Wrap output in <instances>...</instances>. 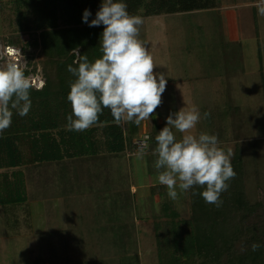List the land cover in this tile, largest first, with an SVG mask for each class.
Returning a JSON list of instances; mask_svg holds the SVG:
<instances>
[{
    "label": "rangeland",
    "instance_id": "obj_1",
    "mask_svg": "<svg viewBox=\"0 0 264 264\" xmlns=\"http://www.w3.org/2000/svg\"><path fill=\"white\" fill-rule=\"evenodd\" d=\"M213 2L208 10L192 15L162 17L164 30L156 28L154 19L139 26L138 38L155 46L148 51L154 72L165 74L167 85L161 105L137 137L149 133L157 145L155 137L166 126V117L182 107L196 106L201 119L192 133L216 135L219 147L233 153L231 161L237 154L243 159L246 198L257 207L252 219L264 235V16L258 15L259 0ZM16 9L12 0H0V67L17 61L22 70L36 68L28 79L33 88L41 89L44 53L38 54L39 43L29 45L38 37L20 32ZM23 10L33 19L31 9ZM140 15H146V10L142 8ZM8 45L22 48L23 54ZM47 70L52 71L50 66ZM205 112L210 113L208 118L203 117ZM173 132L177 140L182 137ZM149 148L143 157L129 149L118 157L113 170L106 163L98 165L105 160L89 161L94 175L88 172L84 186L77 173L68 178L62 173L50 175L63 163L25 167L22 195L26 201L0 204V264H33L35 260L41 264H121L122 260L135 264L134 257L139 264H159L155 224L168 220L163 207L176 211L179 219H188L191 201L188 191L177 189L179 198L173 201L167 187L145 189L148 181L158 177L156 157ZM108 154L103 148L100 158ZM139 158L145 161L135 169L133 163ZM131 186L146 192L134 195ZM78 189L82 196L69 194Z\"/></svg>",
    "mask_w": 264,
    "mask_h": 264
},
{
    "label": "trees",
    "instance_id": "obj_2",
    "mask_svg": "<svg viewBox=\"0 0 264 264\" xmlns=\"http://www.w3.org/2000/svg\"><path fill=\"white\" fill-rule=\"evenodd\" d=\"M96 1L12 0L17 6L20 31L40 32L39 36L32 34L39 42L34 38L32 42L37 46L39 43L46 62L49 61L43 65L42 88L30 89L29 113L21 117L14 112L11 126L0 134V170L4 171L0 174L2 205L26 201L22 195L25 191L22 169L27 166L65 159H94L103 148L109 155H122L134 148L135 139L128 136L122 124L114 122L107 108L87 130L69 131L66 126V117L72 114L67 100L69 82L75 79L67 66L78 67L74 61H79L81 55H87L90 62L102 56L99 43L104 26L89 27L83 22L85 9L91 12L89 23L95 18L92 12ZM213 1L123 0L128 13L136 16L142 8L148 16L208 10ZM23 8L31 9L33 19L27 18ZM23 72L27 77L36 73V68ZM231 164L236 175L227 182L229 187L221 194L220 207L205 203L198 194L193 195L204 190L199 186L188 190L191 201L188 219H179L176 211L163 207L167 209L168 220L155 224L159 264H264V235L261 225L252 219H256L257 207L246 198L243 159L237 154ZM253 243L260 245L256 251L251 248ZM132 260L139 264L138 257ZM37 263L41 264L37 260L33 262ZM130 263L122 260L121 264Z\"/></svg>",
    "mask_w": 264,
    "mask_h": 264
},
{
    "label": "clouds",
    "instance_id": "obj_3",
    "mask_svg": "<svg viewBox=\"0 0 264 264\" xmlns=\"http://www.w3.org/2000/svg\"><path fill=\"white\" fill-rule=\"evenodd\" d=\"M256 7L258 15L264 16V0H259ZM90 15L85 9L83 22L89 27L104 26L99 43L102 56L90 62L87 55H81L79 61H74L78 67L67 66L75 79L69 82L67 100L72 114L66 117V126L69 131L87 130L98 122L105 108L117 125L131 122L138 126L161 105L167 85L165 74L154 72L153 57L138 38L143 18L130 15L123 0H102L89 23ZM31 88L30 80L17 63L0 67V134L11 126L14 112L21 117L29 113ZM209 116V112L203 113L204 118ZM200 119L196 106L182 107L166 117V126L155 137L154 167L158 182L167 187L171 200L179 198L177 189L183 193L199 186L204 190L193 195L220 207L221 194L236 175L231 164L233 153L220 148L214 134L192 133ZM173 129L182 134L179 140ZM145 147L138 148V156L146 154ZM259 247L257 243L251 245L253 251Z\"/></svg>",
    "mask_w": 264,
    "mask_h": 264
},
{
    "label": "crops",
    "instance_id": "obj_4",
    "mask_svg": "<svg viewBox=\"0 0 264 264\" xmlns=\"http://www.w3.org/2000/svg\"><path fill=\"white\" fill-rule=\"evenodd\" d=\"M101 4H102V0H97L96 1V4H95V8L93 9V12H92V15L95 17L96 16V13H97V11L99 10V8H100V6H101ZM140 12H141V10H139V12H138V14H137V16H140V17H142L143 18V23H144V25H146V23L147 22H153V19L155 20V23H156V28H162L163 30H164V28H166V27H160L162 24H160V19L162 18V17H170V16H174V15H176V16H178L180 13H174V14H159V15H150V16H148V15H143V16H141L140 15ZM194 12H197V11H193V12H182L180 15L182 16L183 14H187V15H192V14H194ZM222 18H223V21L226 23V21H227V18H226V16H222ZM227 24V23H226ZM143 25V26H144ZM163 26V25H162ZM226 27V25L224 26V31H225V33H227V31L229 30V28H228V30H227V28H225ZM144 28H145V26H144ZM166 30V29H165ZM21 33H24V32H22V31H20ZM31 33H34V34H36L37 36H39V34H40V32H31ZM30 33V34H31ZM225 33H224V35H225ZM161 39L162 40H167V39H165L164 38V36L162 37L161 36ZM29 45H31L33 42H32V40L31 41H29ZM145 45H146V47H147V50L148 51H154V49H155V46L154 45H152L150 42H146L145 43ZM8 46H10V47H12V48H14L15 50H20V52H21V54H23V52H22V48H20V47H16V46H13V45H8ZM11 48V49H12ZM38 49V54L40 55L42 52H43V50H42V47L41 46H39V48H37ZM75 54L76 55H78V51H75ZM16 55H17V53H16ZM151 55V54H150ZM24 56V55H23ZM17 58V57H16ZM44 58L45 57H43V58H41V56H40V60H44ZM47 59H45V61H46ZM20 61V60H19ZM38 61V59L36 58V61L35 62H37ZM45 61H43L44 62V64H45ZM48 61H49V59H48ZM47 61V62H48ZM16 63H18L17 61H16ZM23 71H26V69L24 70L23 69ZM37 75V74H36ZM28 77H30V76H27L26 78H28ZM36 77H39L38 75L36 76ZM36 77H34V76H32V78H36ZM178 80H180V81H184L185 79H183V78H179ZM42 88V87H41ZM162 95H166V93L165 94H162ZM147 120H144V121H142L141 122V124L140 125H135L134 123H131V122H129V123H127V124H125V125H123V127H124V129H125V131L126 132H128V136H130V138H131V136H132V139L134 140V139H138V138H141V137H137V136H139L140 134H138L137 135V133L139 132V130H141V131H143L144 132V128H145V125H147L148 123L146 122ZM147 123V124H146ZM153 124V123H152ZM150 129H151V127H150ZM140 133V132H139ZM145 133H143L142 135H144ZM147 134H149V133H147ZM154 145H156V143L153 141L152 143H151V146H150V148H149V150L150 151H153L154 150V148L152 147V146H154ZM104 157H102V158H100L101 157V155H99V156H97V157H95L94 159H65L64 161H62V162H58V163H63V167H58V169H54L53 170V172H50V175H51V173L52 174H58V175H60L61 176V173L62 174H65L66 175V178H68V174H71V176H73V174H75V173H77L78 175H79V177H80V179H81V181H82V184H83V186H84V182H85V180H87V178H86V176H87V174H88V172H91V174H93L94 175V173L91 171V165H92V163H89V161H93V162H99V161H101L100 159H102V160H105V161H101L98 165H100V167H101V165L103 164V163H106V168H109L110 170H113V168L115 167L116 168V164H115V161H117L118 160V157L120 156V155H114V157H113V155H103ZM143 161H145V159H137V160H135L134 161V167H135V169H140V167H141V162H143ZM55 163H57V162H53V164H55ZM46 164H49V163H46ZM38 165H41V164H35V165H31V167H33L34 169H36V166H38ZM59 166H62V165H59ZM22 170H24V169H22ZM57 171H58V173H57ZM77 171V172H76ZM4 171L3 170H0V174L1 173H3ZM139 172V171H138ZM144 172V171H143ZM25 173V172H24ZM49 173V172H48ZM35 176V175H34ZM40 176V175H39ZM77 185V184H76ZM78 187H80V188H82V186H80V185H77ZM139 187V186H138ZM137 186H131V190H132V194H134V195H138V194H142V193H144V192H146L145 190H143L141 193H140V191H139V188H138ZM155 187H161V188H165L166 186L165 185H161L159 182H158V177L157 176H155V178L153 179V180H151V181H148V184H146L145 185V189H151V188H155ZM75 189V188H74ZM154 192V189L153 190H151L150 191V194L152 195V193ZM71 193H73V194H75V196H77V197H80V196H82L80 193H81V191H79V189H78V191H76V190H74V191H69V194H71ZM149 197V196H148ZM154 197H156V196H154ZM77 204V203H76ZM79 204H81L80 202H79Z\"/></svg>",
    "mask_w": 264,
    "mask_h": 264
},
{
    "label": "built area",
    "instance_id": "obj_5",
    "mask_svg": "<svg viewBox=\"0 0 264 264\" xmlns=\"http://www.w3.org/2000/svg\"><path fill=\"white\" fill-rule=\"evenodd\" d=\"M149 144H150V135L149 134H145L143 137L141 138H138V139H135L133 141V147H134V151L138 150V148L141 146V145H145V151L148 149L149 147Z\"/></svg>",
    "mask_w": 264,
    "mask_h": 264
},
{
    "label": "bare ground",
    "instance_id": "obj_6",
    "mask_svg": "<svg viewBox=\"0 0 264 264\" xmlns=\"http://www.w3.org/2000/svg\"><path fill=\"white\" fill-rule=\"evenodd\" d=\"M12 50V49H11ZM12 55H15V53L13 52Z\"/></svg>",
    "mask_w": 264,
    "mask_h": 264
}]
</instances>
